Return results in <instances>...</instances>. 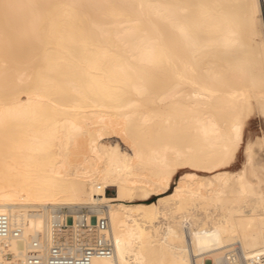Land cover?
Masks as SVG:
<instances>
[{
  "label": "bare ground",
  "instance_id": "6f19581e",
  "mask_svg": "<svg viewBox=\"0 0 264 264\" xmlns=\"http://www.w3.org/2000/svg\"><path fill=\"white\" fill-rule=\"evenodd\" d=\"M256 114L264 0H0V264L64 207L108 219L93 264H264V131L229 170Z\"/></svg>",
  "mask_w": 264,
  "mask_h": 264
},
{
  "label": "built area",
  "instance_id": "2783aa9c",
  "mask_svg": "<svg viewBox=\"0 0 264 264\" xmlns=\"http://www.w3.org/2000/svg\"><path fill=\"white\" fill-rule=\"evenodd\" d=\"M92 219L95 220L94 223ZM70 226L76 231V237L72 243H66L62 236H58V232ZM52 228L53 241L47 252L42 253L40 242L35 241L28 254L27 264H93L94 258L114 254L108 219L96 217L87 207L59 209L55 212ZM82 230H95L98 236L91 241L87 236L80 234ZM21 235V228L13 226L10 218L0 213V238Z\"/></svg>",
  "mask_w": 264,
  "mask_h": 264
},
{
  "label": "rangeland",
  "instance_id": "374dc122",
  "mask_svg": "<svg viewBox=\"0 0 264 264\" xmlns=\"http://www.w3.org/2000/svg\"><path fill=\"white\" fill-rule=\"evenodd\" d=\"M263 131H264V119L262 118V116H260L259 114L258 115L256 114L254 117H251L248 119L246 126L243 130L242 140L239 142V149H238L237 156L231 163L229 170L237 171L244 166L246 162L247 141L254 139L255 137L261 135ZM254 150H255V154H254L252 163L254 166H259L264 163V150L262 147H260L258 143H256ZM186 170L187 169H182L176 173L175 179L172 182V189L176 186L178 180L180 179V177ZM114 192H115L114 188L108 189L109 194L113 195ZM157 199L158 197L154 196L149 201H155Z\"/></svg>",
  "mask_w": 264,
  "mask_h": 264
}]
</instances>
